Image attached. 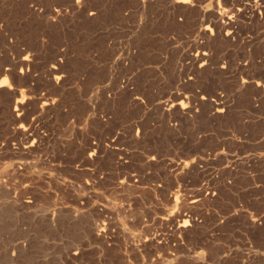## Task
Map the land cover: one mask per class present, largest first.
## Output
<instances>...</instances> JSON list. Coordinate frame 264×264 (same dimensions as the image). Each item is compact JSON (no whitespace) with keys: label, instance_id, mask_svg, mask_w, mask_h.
I'll return each mask as SVG.
<instances>
[{"label":"rangeland","instance_id":"obj_1","mask_svg":"<svg viewBox=\"0 0 264 264\" xmlns=\"http://www.w3.org/2000/svg\"><path fill=\"white\" fill-rule=\"evenodd\" d=\"M76 1L0 0V68L20 51L34 62L32 79L17 70L0 87V264H264V230L244 223L264 218V104L241 87L264 95V13L248 0ZM56 52L60 86L45 73ZM199 190L212 196L188 204ZM177 212L186 234L167 224Z\"/></svg>","mask_w":264,"mask_h":264},{"label":"bare ground","instance_id":"obj_2","mask_svg":"<svg viewBox=\"0 0 264 264\" xmlns=\"http://www.w3.org/2000/svg\"><path fill=\"white\" fill-rule=\"evenodd\" d=\"M25 1V0H24ZM31 1H33V0H31ZM34 1H36V0H34ZM83 1V0H82ZM174 1V0H173ZM240 1H243V0H240ZM240 1H239V3H240ZM246 1V0H245ZM212 2V1H211ZM224 2V1H223ZM247 2H249L250 3V5L251 6H249L248 4V6L247 7H250L249 9H250V11L249 12H251L250 14H252V17L254 16V18H258L257 20H259V19H261V15L264 13V0H248ZM75 3V2H74ZM78 3H80V1L79 0H77L76 1V3H75V5H76V7L77 8H79V5H78ZM177 3H186L185 2V0H176V4ZM192 3V2H191ZM213 3V2H212ZM243 3V2H242ZM246 3V2H245ZM83 5V4H82ZM182 6H183V4H181ZM185 5V4H184ZM190 5V4H189ZM239 5V4H238ZM242 5V4H241ZM246 5V4H245ZM245 5H243V6H245ZM37 6V5H36ZM179 6V5H178ZM188 6V5H187ZM221 6V5H220ZM32 7V6H31ZM62 7V6H61ZM71 7H73V5H71ZM84 7V6H83ZM246 7V8H247ZM178 8V7H177ZM244 8V7H243ZM213 9H214V7H213ZM29 10V9H28ZM78 10V9H77ZM82 10V9H81ZM211 10H212V8H211ZM210 10V11H211ZM216 10V9H215ZM219 10H222L223 12V14H225L224 13V10L223 9H219ZM30 11H32V9H30ZM85 11V10H84ZM235 11H237V10H235ZM235 11H234V8H231V9H229V11H228V17H227V14H226V16L224 15L223 16V14H220V13H218V14H216V18H215V20H214V22H216L217 24H221L222 26H226L227 24H229L230 23V19L233 17V15H235ZM77 12V11H76ZM216 12V11H215ZM220 12V11H219ZM247 12V11H246ZM58 13H59V11H58ZM74 13V12H73ZM81 13H82V11H81ZM93 13V12H92ZM238 13V12H237ZM236 13V14H237ZM243 13H245V12H243ZM35 14V13H34ZM200 14V13H199ZM241 14V13H240ZM59 15V14H58ZM58 15H56V16H58ZM213 15V14H212ZM211 15V16H212ZM229 15H230V17H229ZM242 15V14H241ZM62 16V15H61ZM205 17V16H204ZM235 17V16H234ZM239 17V16H238ZM58 18V17H57ZM61 18V17H60ZM206 18V17H205ZM212 18V17H211ZM233 19V18H232ZM255 19V20H256ZM177 21V20H176ZM209 21H211V20H209ZM260 21V20H259ZM212 22V21H211ZM232 22H233V20H232ZM231 22V23H232ZM200 23V22H199ZM203 23V22H202ZM201 23V24H202ZM204 23H207V22H204ZM204 23H203V25H204ZM215 23V24H216ZM209 24V23H208ZM207 24V25H208ZM211 24V23H210ZM215 24H214V26H215ZM178 25V24H177ZM212 25V24H211ZM202 26V25H201ZM214 26H212L211 28H213ZM209 27V26H208ZM232 28V27H231ZM203 29V28H202ZM201 29V30H202ZM205 29H207V28H205ZM210 29V28H209ZM224 29H226V28H224ZM200 30V32H202ZM214 30H215V27H214ZM213 30V31H214ZM208 31V30H207ZM225 31V30H224ZM232 31H233V29H232ZM205 32V31H204ZM209 32V31H208ZM208 32H205V33H208ZM216 31H214V33H215ZM223 32V31H222ZM203 33V32H202ZM204 33V34H205ZM211 33V32H210ZM221 33V32H220ZM227 33V32H226ZM232 33V32H231ZM231 33H230V35H231ZM235 34V33H234ZM234 34H233V36H234ZM207 34H205V36H206ZM214 35V34H213ZM209 36H210V34H209ZM223 36V35H222ZM227 36V35H226ZM225 36V37H226ZM211 37V36H210ZM209 37V38H210ZM214 37V36H213ZM212 37V38H213ZM229 37V36H228ZM220 38V37H219ZM227 38V37H226ZM230 40V38H227V40ZM2 40V39H1ZM6 42V41H5ZM21 43V42H20ZM31 43V42H30ZM3 44V43H2ZM8 45V44H7ZM28 45L26 44V47H27ZM13 48V47H12ZM11 49V48H10ZM13 50V49H12ZM10 51V50H9ZM27 51H29V50H26V53H27ZM3 52V51H2ZM24 51H20V52H18L17 53V55L15 56V57H13V58H11L10 60H9V63L7 64V68H5V69H1L0 68V76H3V78H2V80H1V84H0V87H3L4 86V84H5V80H7L6 79V77L8 76V75H12L13 76V74L18 70L19 71V74H20V76L21 77H23V79H26V80H30V79H32V73H33V64H34V62H33V60H32V58H28L27 56L26 57H23V58H19V56H21L22 55V53H23ZM13 54V53H12ZM25 55H27V54H25ZM25 55H23V56H25ZM204 55V54H203ZM3 56H4V54H3ZM31 56H33V55H31ZM62 56V54L60 53V52H56V56H55V62L51 65V66H49L48 68H47V70H46V74H47V76H48V80L51 82V84L52 85H55V86H60L61 84H63V82L66 80V78H64V76L65 75H63V73H62V70L61 69H63L62 68V59H63V57H61ZM202 55H200V57H201ZM34 57V56H33ZM192 57V56H191ZM62 58V59H61ZM202 58V57H201ZM204 58V57H203ZM34 59V58H33ZM36 60V59H35ZM1 61V60H0ZM47 61V60H46ZM195 63V62H194ZM196 63H197V61H196ZM3 65V64H2ZM204 65V64H203ZM6 66V65H5ZM205 66V65H204ZM243 67V66H242ZM35 68V67H34ZM221 69H223V68H221ZM242 69V68H241ZM244 69V68H243ZM228 73V72H227ZM65 74V73H64ZM67 75V74H66ZM46 76V75H45ZM9 77V76H8ZM15 77V76H14ZM12 78V79H15V78ZM243 77V76H242ZM245 77V76H244ZM21 79V78H20ZM65 79V80H64ZM262 79V78H261ZM34 80V79H33ZM258 80H260V79H258ZM255 82H257V81H255ZM263 83V82H262ZM48 84V83H47ZM50 84V85H51ZM49 85V86H50ZM12 86V85H11ZM11 86L10 87H8L6 90L7 91H9L8 92V94H9V96H10V98H11V100H13V111L14 112H22L23 111V107L24 106H22V103H23V101L20 99V100H18V99H13L14 97H18V94L16 95V91L14 90V88H11ZM24 86V85H23ZM245 87L246 88V86H247V88H248V86H252L253 87V89L255 90V92L256 93H258L257 94V97H258V100L256 101H254V100H252L251 101V107L252 108H254V109H257V108H260L261 106H263V104H264V95L262 94V91H261V89L263 88V87H261V84L260 83H250V82H248L247 80H243L242 82H241V87ZM4 87H6V86H4ZM36 87V86H35ZM54 88V87H53ZM39 89V88H38ZM55 89V88H54ZM60 89H61V87H60ZM63 90V89H62ZM6 91V92H7ZM53 91H55V90H53ZM34 92H37V91H34ZM50 92V91H49ZM54 93V92H53ZM7 94V93H6ZM35 95V94H34ZM42 95V94H41ZM48 95H50V94H48ZM3 96V95H2ZM1 96V97H2ZM23 96V95H22ZM28 96V95H27ZM253 96V95H252ZM255 96V95H254ZM0 97V98H1ZM7 97H8V95H7ZM23 97H25V96H23ZM22 97V98H23ZM57 97V96H56ZM256 97V96H255ZM9 98V99H10ZM43 98V97H42ZM41 98V99H42ZM62 98V97H61ZM31 99V98H30ZM53 99H54V97H53ZM60 99V98H59ZM206 99V98H205ZM34 100V99H33ZM39 100V99H38ZM10 101V100H9ZM30 101V100H29ZM43 101H45V102H43ZM42 102H41V104H43V106H50L48 103H46V100H43ZM58 101V100H57ZM60 101V100H59ZM25 102V101H24ZM27 102H28V100H27ZM26 102V103H27ZM31 102V101H30ZM26 103H24L25 104V107L24 108H26V106H28ZM29 103V102H28ZM33 103H36L35 101L33 102ZM56 103V102H55ZM206 103V102H205ZM204 103V104H205ZM213 103V102H212ZM211 103V104H212ZM54 104V103H53ZM58 104V103H57ZM220 103H216V102H214L213 104H212V106H213V109H214V112H215V114H218V115H221V114H223L224 113V110H226V115L228 114V107H226V109L224 108H222V107H220L221 105H219ZM255 104H258L259 106H257V105H255ZM40 104H38V106H39ZM249 105V106H250ZM37 106V107H38ZM40 106H42V105H40ZM59 106V105H58ZM173 105H170V108L172 107ZM175 106V105H174ZM44 107V108H45ZM47 107V108H48ZM57 107V106H56ZM177 107V106H176ZM182 107V106H181ZM248 107V106H247ZM56 109H58V108H56ZM165 109H167V108H165ZM253 109V110H254ZM8 110H9V108H8ZM29 110V109H28ZM45 110V109H44ZM44 110H43V112H44ZM48 110V109H47ZM171 110V109H170ZM27 111V110H26ZM9 112H10V110H9ZM254 112V111H253ZM24 113H27V112H24ZM50 113V112H49ZM55 113V112H54ZM47 114V113H46ZM27 115V114H26ZM25 115V116H26ZM21 116V114H19V113H16V115H15V120H17L16 122H18V121H20L21 120V118H23V117H20ZM24 116V115H23ZM24 116V117H25ZM49 116V115H48ZM223 116V115H222ZM45 118V117H44ZM47 118V117H46ZM49 119V118H48ZM216 119V118H215ZM10 120V119H9ZM44 120V119H43ZM30 125V124H29ZM34 125V124H33ZM26 126V125H25ZM29 127V126H28ZM28 127H26V128H28ZM30 128V127H29ZM18 130H21V132L23 133V136H25V141L27 140H30L29 138H30V136H32L33 134H35L36 132L34 131V133L32 132V133H30V134H32V135H27L26 134V130L27 129H25V128H21V126H19L18 128H17ZM16 130V129H15ZM32 130V129H31ZM30 130V131H31ZM34 130H35V128H34ZM77 133V132H76ZM18 134V133H17ZM140 134V133H139ZM38 135V132H37V134H35V137ZM264 135V134H263ZM15 136V135H14ZM33 137V136H32ZM118 137V136H117ZM24 138V137H23ZM34 138V137H33ZM32 139V138H31ZM33 140H35V139H33ZM32 140V142H34ZM107 141V140H106ZM20 142V141H19ZM24 142V141H23ZM30 142V141H29ZM100 142V141H99ZM25 144L26 143H28V142H24ZM35 143V142H34ZM30 144V143H29ZM100 145V144H99ZM9 146V145H8ZM21 146H23V145H21ZM27 146V145H26ZM30 146H32V145H29L28 147H30ZM37 146V145H36ZM1 147V146H0ZM25 147V146H24ZM89 148V152H91L90 153V155L89 156H91L92 157V155H94V153H96V150L98 151V149L100 150V148H98L99 146L98 145H90V146H88ZM25 148H27V147H25ZM32 148V147H31ZM12 149V148H11ZM23 149V151H24V148H22ZM29 150H31V149H29ZM33 150V149H32ZM2 151V150H1ZM0 151V152H1ZM28 151V150H27ZM229 151V150H228ZM22 152V151H21ZM7 153V152H6ZM17 153H19L18 151L16 152V154ZM28 153V152H27ZM14 154V153H13ZM24 154H26V153H24ZM2 155V154H1ZM120 155V154H119ZM21 157V156H20ZM25 157V156H24ZM262 157V156H261ZM261 157L259 158V159H261ZM122 158V157H121ZM127 158V157H126ZM155 158V157H154ZM231 158H233V157H231ZM93 159V158H92ZM194 162V161H193ZM192 162V163H193ZM251 162V161H250ZM195 163V162H194ZM197 164V163H196ZM259 164H260V168H261V170L262 171H264V157H262V160L260 161L259 160ZM251 165V164H250ZM57 166V165H56ZM194 166V165H193ZM192 168V167H191ZM252 168V167H251ZM259 168V169H260ZM25 169V168H24ZM227 170H229V169H227ZM236 170V169H235ZM24 170H23V168L21 169V166H20V168H18V167H16V168H14L13 170H12V174H15V175H19V176H21L23 173ZM255 171V170H254ZM258 171V170H257ZM247 173V172H246ZM254 173V172H253ZM25 174V173H24ZM23 174V175H24ZM251 174V173H250ZM256 174V173H255ZM261 174V173H260ZM130 175V174H129ZM10 176H12V175H10ZM135 177V176H134ZM16 178V177H15ZM133 178V177H132ZM131 177H130V179H132ZM141 178V177H140ZM129 179V180H130ZM138 179V178H137ZM254 179V178H253ZM128 180V181H129ZM31 181V180H30ZM127 181V182H128ZM25 182H26V180H25ZM24 182V183H25ZM35 182V181H34ZM131 182V180L129 181V183ZM139 182H140V180H139ZM39 183V182H38ZM138 183V182H137ZM33 184V183H32ZM30 185V184H29ZM39 185V184H38ZM119 185H120V187H122V186H124V182H120L119 183ZM118 185V186H119ZM10 186V185H9ZM12 187H13V184H12ZM11 187V188H12ZM27 187V186H26ZM25 187V188H26ZM3 188H5V187H3ZM9 188V187H8ZM15 188V187H14ZM18 188V187H17ZM13 189V188H12ZM11 189V190H12ZM16 189V188H15ZM19 189V188H18ZM10 190V189H9ZM20 192V191H19ZM5 193V192H4ZM7 193H9V192H7ZM17 193V192H16ZM19 194V193H18ZM25 194V193H24ZM208 195H205V193L204 192H202V190H199V191H197L196 192V194L191 198V200H190V202L188 203V204H190V205H193V206H195V205H198L199 203H200V201L202 200V199H205V198H210L212 195L210 194V193H207ZM16 195V194H15ZM20 195V194H19ZM21 195H22V193H21ZM30 195V194H29ZM17 196V195H16ZM9 197V196H8ZM15 197V196H14ZM13 197V198H14ZM20 199V198H19ZM22 199V198H21ZM20 199V200H21ZM213 199V198H212ZM16 200H18L17 198H16ZM182 200V199H181ZM21 202V201H20ZM20 202H19V204H20ZM22 203V202H21ZM24 204H28L29 202L28 201H25V202H23ZM30 205V204H29ZM23 206V205H22ZM256 212V211H255ZM176 215H174L173 217H170L169 219L167 218V224H172V223H175L176 225H177V232L179 233V234H186L185 232H188V228H190V227H192V225H190V224H187V220H183V219H186V218H184V212L182 213V212H177V213H175ZM257 214V213H256ZM188 219V218H187ZM183 220V221H182ZM191 220V219H190ZM165 221V220H164ZM180 221H182V222H180ZM166 223V222H165ZM192 224L194 223V222H191ZM245 227L247 228V230H249L248 232L250 233V232H253V234H254V232H257V231H261V230H264V229H262L263 227H264V218H262V217H258L257 219H249V218H245ZM95 224V223H94ZM100 224V223H99ZM173 225V224H172ZM171 226V225H170ZM169 227V226H168ZM172 227V226H171ZM91 229H93V228H91ZM108 229H109V227H108ZM173 229H175V228H173ZM188 229V230H187ZM193 229V228H192ZM176 230V229H175ZM92 231V230H91ZM109 230H107V227L105 226V225H95L94 226V229H93V236L94 237H98V238H103V239H105V238H107V236L108 235H110V234H108L107 232H108ZM191 231V230H190ZM264 232V231H263ZM116 233V232H115ZM176 233V232H175ZM156 234V233H155ZM173 234V233H172ZM177 234V233H176ZM188 234V233H187ZM91 235V234H90ZM148 235V234H147ZM255 235V234H254ZM261 234H259V236H260ZM92 236V237H93ZM145 236V235H144ZM153 236V235H152ZM151 235H148V236H145L144 238H143V240H141L142 242H141V244H140V246H142V247H144V249L146 248V246L148 247V246H153V243H157L155 240V238L154 237H152ZM186 236H188V235H186ZM173 238V237H172ZM94 240V239H93ZM114 240V239H113ZM157 240H158V237H157ZM105 241V240H104ZM158 241H160V240H158ZM174 242V241H173ZM160 243V242H159ZM161 245H162V243H160ZM154 245H157V244H154ZM159 245V244H158ZM74 255H76V253H74ZM196 259H200V257L199 256H197V258Z\"/></svg>","mask_w":264,"mask_h":264},{"label":"snow or ice","instance_id":"obj_3","mask_svg":"<svg viewBox=\"0 0 264 264\" xmlns=\"http://www.w3.org/2000/svg\"><path fill=\"white\" fill-rule=\"evenodd\" d=\"M185 2H190V0H185ZM7 83V81L5 80V84Z\"/></svg>","mask_w":264,"mask_h":264}]
</instances>
